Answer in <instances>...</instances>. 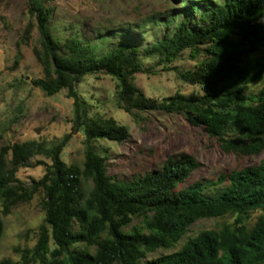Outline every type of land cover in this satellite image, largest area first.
<instances>
[{"label":"trees","instance_id":"obj_1","mask_svg":"<svg viewBox=\"0 0 264 264\" xmlns=\"http://www.w3.org/2000/svg\"><path fill=\"white\" fill-rule=\"evenodd\" d=\"M27 13L35 20L33 53L43 73L32 85L48 96L67 90L74 99L73 129L84 134L85 157L81 166L63 161L71 134L55 145L27 140L0 147V240L1 216L13 207L42 193L44 212L35 245L21 250L19 263L5 258L0 264H264V158L215 181L180 188L200 166L192 155L180 154L159 171L119 181L108 172V155L94 143L121 141L127 129L90 116L76 89L88 76L108 75L126 112L155 108L181 115L216 139L223 152L258 156L264 152V0H165L162 13L142 19L153 28L149 44L123 33L124 41L113 48H101L106 33L98 34L99 43L84 41L71 25L68 36H53L54 7L47 0H27ZM32 25L24 29L23 42ZM186 51L193 66L170 67ZM154 58L204 93H176L161 103L146 97L134 79L152 71L144 59ZM19 60L18 54L14 65ZM258 82L263 84L256 92H246ZM40 165L41 178L30 185L18 179L20 169ZM226 217L233 221L202 230L172 251L198 221ZM159 250L172 252L148 258Z\"/></svg>","mask_w":264,"mask_h":264},{"label":"rangeland","instance_id":"obj_2","mask_svg":"<svg viewBox=\"0 0 264 264\" xmlns=\"http://www.w3.org/2000/svg\"><path fill=\"white\" fill-rule=\"evenodd\" d=\"M47 3L54 7L49 22L53 36H68L70 25L84 41L99 43L98 34L106 33L105 42H100L101 48H113L123 42V33L141 38L142 46L149 44L153 28L142 25V19L162 13L165 8V0H47ZM29 23L33 25L23 42V31ZM37 38L35 20L27 13V0H0V147L27 140H43L55 145L71 134L62 159L66 164L81 166L85 157V137L81 130L73 129L74 99L68 96L67 90L48 96L32 85L34 79L43 76L33 53ZM260 53H264V46ZM18 54L20 60L14 65ZM157 63V58L144 59V68L152 71L140 72L134 79V85L146 97L161 103L176 93L186 96L204 93L202 87L183 82L175 71L164 70ZM193 64L194 60L186 51L170 67L185 70ZM262 84L255 83L245 90L256 92ZM76 89L87 103L90 116L113 119L127 129L121 141L99 139L94 143L98 150L108 155V172L119 181L131 182L159 171L164 161L180 154L192 155L200 165L180 188L195 182L215 181L220 174L256 166L264 158V152L245 157L223 152L216 139L190 125L181 115L155 108L131 109L132 114L126 112L116 103V81L108 75L88 76ZM36 160L46 161L42 157ZM43 174L44 166L40 165L22 168L17 176L22 183L30 185L32 179H39ZM41 199L42 193L36 194L29 202L13 207L7 216H1L4 231L0 240V261L8 258L19 263L21 250L35 245L38 227L44 219ZM256 216L254 213L251 223ZM224 221L231 222L233 218L198 221L172 251L200 231L215 229ZM137 222L134 220L133 224ZM172 251L159 250L148 258Z\"/></svg>","mask_w":264,"mask_h":264}]
</instances>
